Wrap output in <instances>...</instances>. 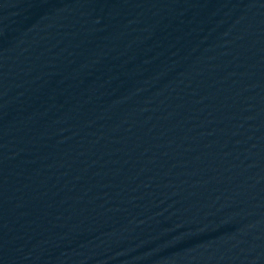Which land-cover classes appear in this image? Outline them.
Segmentation results:
<instances>
[{"label": "water", "instance_id": "95a60500", "mask_svg": "<svg viewBox=\"0 0 264 264\" xmlns=\"http://www.w3.org/2000/svg\"><path fill=\"white\" fill-rule=\"evenodd\" d=\"M0 264H264V0H0Z\"/></svg>", "mask_w": 264, "mask_h": 264}]
</instances>
